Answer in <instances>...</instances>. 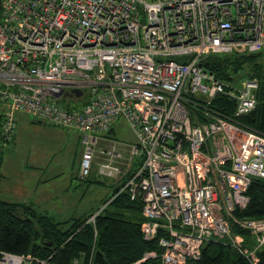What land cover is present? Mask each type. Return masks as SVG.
Here are the masks:
<instances>
[{
    "label": "built area",
    "instance_id": "built-area-1",
    "mask_svg": "<svg viewBox=\"0 0 264 264\" xmlns=\"http://www.w3.org/2000/svg\"><path fill=\"white\" fill-rule=\"evenodd\" d=\"M262 50L264 0H1V138L13 141L21 114L78 130L87 179L97 136L123 119L139 164L120 193L142 204L141 231L160 237L162 264H194L211 240L241 250L235 224L250 232L255 246L243 253L257 261L264 220L235 211L264 180V134L240 123L258 105L259 81L228 83L203 63ZM0 264L54 263L0 250Z\"/></svg>",
    "mask_w": 264,
    "mask_h": 264
},
{
    "label": "trees",
    "instance_id": "trees-1",
    "mask_svg": "<svg viewBox=\"0 0 264 264\" xmlns=\"http://www.w3.org/2000/svg\"><path fill=\"white\" fill-rule=\"evenodd\" d=\"M263 51L211 55L203 67L228 83L236 84L245 78L259 81L258 105L242 117L240 123L264 134ZM216 104L230 112L234 109V103L226 98L218 99ZM65 105L69 107V104ZM2 124L0 114V136ZM4 145L6 143L2 141L0 148ZM123 184L115 188L114 197L105 201L103 208L83 217L61 221L40 213L32 204L0 200V250L32 255L54 264H162L160 237L144 239L142 204L132 201L127 192L120 193ZM247 196L246 207L238 208L236 217L264 220V180L254 179ZM96 213L95 223L90 222ZM232 230L234 235L243 238L241 250L226 240H211L204 244L201 258L194 264H264V248L256 252L257 261L243 253L254 249L250 232L236 224ZM151 254L155 256L147 257Z\"/></svg>",
    "mask_w": 264,
    "mask_h": 264
},
{
    "label": "crops",
    "instance_id": "crops-1",
    "mask_svg": "<svg viewBox=\"0 0 264 264\" xmlns=\"http://www.w3.org/2000/svg\"><path fill=\"white\" fill-rule=\"evenodd\" d=\"M21 121L26 123V126H36V130L44 129L42 125L52 126L37 118L21 114L18 117L17 130L22 125L21 123H23ZM53 129L61 133L63 132V128L55 127ZM64 130L69 134L75 135V140L77 141L75 145L77 149H74V158L71 164L68 161L69 157L65 156V151L61 157H57L58 153L56 151L47 152L45 150L38 151L35 148L31 150L27 149L28 151L25 150L22 168H20V173L23 177L18 182L7 181L3 151H0V198L2 200L32 204L40 213L48 215L56 221L83 217L99 209L79 205L93 188L91 185L81 186L82 184L76 182L80 179L91 183L90 177L87 180H83L80 177V162L84 152L83 134L78 130ZM18 134V131H16L12 143L16 142ZM27 134H31V131L27 130ZM114 134L115 127H113L110 135L106 137L97 136L94 163L100 165L99 174L103 177L104 181L108 180L107 184L115 189L119 186V184L116 185L118 181L123 184L127 174L138 167L139 158L133 155V147L136 144V140L132 143H123L122 141L115 140L112 137ZM102 150L107 152H109L108 150H114L119 152V154L113 152L112 155L108 153L105 155L102 154ZM116 155L119 156L116 157ZM63 156H65L64 163L61 159ZM119 160H122V162L117 164ZM60 179L61 182H59ZM102 182L99 181V183ZM84 187L86 189L82 192ZM78 189H82L81 195H79ZM73 195L76 197L74 200Z\"/></svg>",
    "mask_w": 264,
    "mask_h": 264
},
{
    "label": "rangeland",
    "instance_id": "rangeland-1",
    "mask_svg": "<svg viewBox=\"0 0 264 264\" xmlns=\"http://www.w3.org/2000/svg\"><path fill=\"white\" fill-rule=\"evenodd\" d=\"M264 55V51H263ZM264 62V59H262ZM77 108H82L83 103L81 101H78ZM23 122V121H21ZM20 122V123H21ZM22 125L19 126L17 140L15 143L10 142L9 144H6L5 146L0 148V151H3V158H4V166H5V173L7 175V181L8 182H18L22 180V174L20 173V168H22V162L24 160L25 156V150H31L32 148L37 149L38 151L45 150L47 152H54L56 151L58 153L57 157H61L62 153H65L66 157H69V164H71L74 156V149H77L75 147L76 140L75 135L69 134L65 128H63V132H59L57 130H54L56 126H43L44 129H38L36 130L35 127L26 126V123H21ZM115 134L112 135V137L115 140L122 141L123 143H132L134 142L135 136L132 132V130L129 128L128 124L123 120H118L115 124ZM61 128V127H59ZM27 130L31 131V134H27ZM36 130V131H35ZM70 130V129H68ZM42 131V132H38ZM72 131V130H70ZM2 138L0 136V144L2 143ZM30 144V145H28ZM32 144V146H31ZM74 147V148H73ZM2 149V150H1ZM27 150V151H28ZM26 151V152H27ZM109 152H117L108 150ZM119 154V152H117ZM65 156H63L62 162H65ZM119 155H116L118 157ZM78 161V160H77ZM122 160H119L117 164H120ZM100 165L95 164L93 162L92 169H91V183L87 181H82L78 179L79 184H82L81 186H93V188L88 192V196L81 202L79 205L82 207H94L96 208H103L104 202L110 200V198L114 197L115 189L107 184V181H104L103 177L99 174ZM129 174V173H128ZM99 181H103L102 183H99ZM61 182V179L59 180ZM109 182V181H108ZM119 186L122 184L120 181L116 183V185ZM82 190V192L85 191ZM81 190L78 189L79 195H81ZM75 195H73V200L75 199ZM2 200V198H0ZM242 247V246H241ZM155 256L154 254L148 255L147 257Z\"/></svg>",
    "mask_w": 264,
    "mask_h": 264
},
{
    "label": "water",
    "instance_id": "water-1",
    "mask_svg": "<svg viewBox=\"0 0 264 264\" xmlns=\"http://www.w3.org/2000/svg\"><path fill=\"white\" fill-rule=\"evenodd\" d=\"M0 11H1V0H0ZM74 94L76 96H81L83 94V91L82 90H75L74 91Z\"/></svg>",
    "mask_w": 264,
    "mask_h": 264
},
{
    "label": "bare ground",
    "instance_id": "bare-ground-1",
    "mask_svg": "<svg viewBox=\"0 0 264 264\" xmlns=\"http://www.w3.org/2000/svg\"><path fill=\"white\" fill-rule=\"evenodd\" d=\"M210 242V241H209Z\"/></svg>",
    "mask_w": 264,
    "mask_h": 264
}]
</instances>
